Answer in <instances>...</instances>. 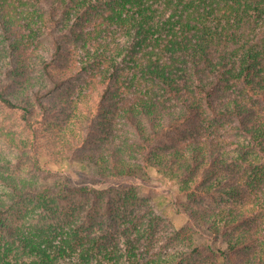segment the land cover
Returning <instances> with one entry per match:
<instances>
[{
	"label": "trees",
	"instance_id": "16d2710c",
	"mask_svg": "<svg viewBox=\"0 0 264 264\" xmlns=\"http://www.w3.org/2000/svg\"><path fill=\"white\" fill-rule=\"evenodd\" d=\"M57 89L79 98L52 100ZM61 106H71L81 126L80 137L67 129V147L75 140L82 148L92 127L102 135L80 158L99 177L155 170L184 192L222 188L236 197L238 185L226 187L231 176L206 186L193 177L213 159L231 167L234 152L245 162L264 159V0H0V107L30 128ZM0 137L21 149L32 142ZM11 164L0 152V227L17 206L26 208L24 224L0 238V264H177L199 252L189 225L178 232L186 252L164 254L156 229L119 217L104 192L18 177L4 171ZM79 196L85 200L64 218L42 223ZM188 212L214 236L248 216ZM251 240L248 231L229 237L226 259L235 264ZM248 258L240 264H264V238Z\"/></svg>",
	"mask_w": 264,
	"mask_h": 264
},
{
	"label": "rangeland",
	"instance_id": "374dc122",
	"mask_svg": "<svg viewBox=\"0 0 264 264\" xmlns=\"http://www.w3.org/2000/svg\"><path fill=\"white\" fill-rule=\"evenodd\" d=\"M64 97L74 100L79 98L72 91L66 93L63 89H57L51 99L57 101ZM58 109V114H49L44 118L41 116L28 128L19 112L0 107V131L15 133L19 137H29L32 140L28 148L21 149L11 146L6 139L0 137V152L12 162L5 172L18 177L35 178L39 182L64 179L72 187H86L104 192L112 198L113 212L120 214L119 217L128 216L131 225L151 224L156 229V237L161 241L157 251L164 254L181 255L186 252L178 232L186 225L191 226L196 230L195 241L199 252L185 254L184 257L181 255L177 264H232L226 259L222 248L226 247L229 237L242 231L251 234V248H240L234 257L235 264L249 259L248 255L258 248L264 238V209L257 205L258 199H261V204L264 203V159L255 160V156H248V162H245L234 152L237 162L229 160L231 167L221 166L217 159L209 160L193 177L200 186H206L216 176H231L226 187L238 185L240 194L236 197L228 196L222 188L211 193H202L199 190L184 192L181 183L155 170L148 172L147 176L103 179L98 176L95 165L80 160L94 149L96 140H101L102 135L92 127L86 133L88 141H81L82 148L77 147L80 141L75 140H72V147H67L66 141L72 139L67 129L73 128L80 133V137L81 126L71 114V106H61ZM78 199L85 200V197H71L62 201L57 213L44 218L42 223H55L58 218H64L65 213ZM25 208V204H21L5 218L0 227V238H8L24 224L21 217ZM189 210L195 215L244 211L248 216L236 226L226 228L214 236L205 229H197L189 221Z\"/></svg>",
	"mask_w": 264,
	"mask_h": 264
}]
</instances>
